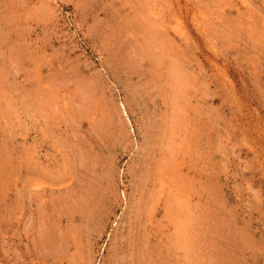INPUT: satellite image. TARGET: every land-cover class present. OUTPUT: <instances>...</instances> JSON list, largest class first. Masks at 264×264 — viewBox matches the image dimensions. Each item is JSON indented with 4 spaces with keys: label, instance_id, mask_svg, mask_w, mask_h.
Segmentation results:
<instances>
[{
    "label": "rangeland",
    "instance_id": "obj_1",
    "mask_svg": "<svg viewBox=\"0 0 264 264\" xmlns=\"http://www.w3.org/2000/svg\"><path fill=\"white\" fill-rule=\"evenodd\" d=\"M0 264H264V0H0Z\"/></svg>",
    "mask_w": 264,
    "mask_h": 264
},
{
    "label": "bare ground",
    "instance_id": "obj_2",
    "mask_svg": "<svg viewBox=\"0 0 264 264\" xmlns=\"http://www.w3.org/2000/svg\"><path fill=\"white\" fill-rule=\"evenodd\" d=\"M160 32H161V30H160ZM160 32H159V33H160ZM165 32H166V31H165ZM163 36H164V35H163ZM168 44H169V43H168ZM184 143H185V142H184ZM178 145H180V144H178ZM170 147H171V146H170ZM182 147H183V146H182ZM190 148H191V147H190ZM173 151H174V150H173ZM186 151H187V150H186ZM186 151H185V152H186ZM188 151H189V150H188ZM185 152H184V153H185ZM169 153H170V152H169ZM171 153H172V152H171ZM185 163H186V162H185ZM188 163H189V162H188ZM170 168H171V167H170ZM161 169H164V168H161ZM165 169H166V168H165ZM188 169H189V168H188ZM158 170H159V169H158ZM158 170H157V171H158ZM189 170H190V169H189ZM161 171H163V170H161ZM161 171H160V172H161ZM173 175H174V174H173ZM35 178H36V177H35ZM159 178H160V177H159ZM167 178H168V177H167ZM176 178H177V177H174V179H176ZM178 178H179V177H178ZM191 178H192V177H191ZM191 178H190V179H191ZM163 179H164V178H163ZM186 179H187V177H186ZM188 180H189V179H188ZM169 181H170V180H169ZM173 181H174V180H173ZM160 182H161V181H160ZM163 183H165V182H163ZM186 183H187V182H186ZM165 184H166V183H165ZM162 185H163V184H162ZM162 185H161L160 187H162ZM180 185H182V184H180ZM186 185H187V184H186ZM186 185H185V186H186ZM189 185H190V184H189ZM176 187H177V184H176ZM162 189H163V187H162ZM187 189H189V188H187ZM190 189H191V188H190ZM160 194H161V192H160ZM172 194L175 195V192H174V193L172 192ZM180 194H181V193H180ZM162 195H163V194H162ZM176 195H177V193H176ZM166 196H167V195H166ZM168 197H169V196H168ZM177 197H178V196H177ZM179 198H180V197H179ZM182 198H183V197H182ZM166 199H167V198H166ZM166 199H165V200H166ZM183 199H184V198H183ZM174 200H175V199H174ZM171 201H172V200H171ZM173 202H174V201H173ZM180 202H181V201H179V203H180ZM156 203H157V201H156ZM174 204H175V203H174ZM176 205H177V203H176ZM176 205H175V206H176ZM168 206H169V205H168ZM168 206H167V207H168ZM171 206H172V202H171ZM175 206H174V208H175ZM167 207H165V208H167ZM168 208H170V207H168ZM168 210H169V209H168ZM170 210H171V208H170ZM170 212H171V211H170ZM166 214H167V212H166ZM171 214H172V216H173V213H171ZM150 216H151V215H150ZM149 220H150V219H149ZM167 220H168V219H167ZM158 221H159V220H158ZM154 223H155V222H154ZM165 224H166V223H165ZM175 226H176V225H175ZM161 228H162V227H161ZM172 230H173V229H172ZM174 234H175V233H174ZM160 239H161V238H160ZM164 244H165V243H164Z\"/></svg>",
    "mask_w": 264,
    "mask_h": 264
}]
</instances>
